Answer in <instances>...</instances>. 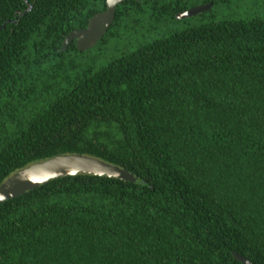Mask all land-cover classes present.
I'll list each match as a JSON object with an SVG mask.
<instances>
[{
	"label": "trees",
	"instance_id": "1",
	"mask_svg": "<svg viewBox=\"0 0 264 264\" xmlns=\"http://www.w3.org/2000/svg\"><path fill=\"white\" fill-rule=\"evenodd\" d=\"M261 4L125 0L81 51L65 39L107 0H0V186L71 153L137 177L80 173L0 203V264H264Z\"/></svg>",
	"mask_w": 264,
	"mask_h": 264
},
{
	"label": "water",
	"instance_id": "2",
	"mask_svg": "<svg viewBox=\"0 0 264 264\" xmlns=\"http://www.w3.org/2000/svg\"><path fill=\"white\" fill-rule=\"evenodd\" d=\"M125 0H107V9L97 13L89 20L87 28L72 31L64 41L62 50L68 49L74 41L81 51L95 47L108 33L114 24L118 6ZM28 3L29 9L20 13V16L32 11L33 5ZM214 2L192 7L177 15L178 19L191 18L212 9ZM5 26H0L2 29ZM80 173L97 176L115 177L135 182L137 177L128 169L112 164L101 158L82 153L58 154L52 158L35 162L11 175L0 186V203L24 195L28 191L45 185L53 179L75 176ZM235 259L243 264H256L237 252L233 253Z\"/></svg>",
	"mask_w": 264,
	"mask_h": 264
},
{
	"label": "rangeland",
	"instance_id": "3",
	"mask_svg": "<svg viewBox=\"0 0 264 264\" xmlns=\"http://www.w3.org/2000/svg\"><path fill=\"white\" fill-rule=\"evenodd\" d=\"M261 5H263L264 6V4H261ZM262 7V6H261Z\"/></svg>",
	"mask_w": 264,
	"mask_h": 264
}]
</instances>
